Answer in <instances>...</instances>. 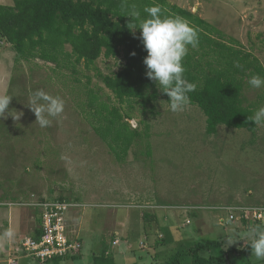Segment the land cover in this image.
<instances>
[{
    "label": "rangeland",
    "instance_id": "374dc122",
    "mask_svg": "<svg viewBox=\"0 0 264 264\" xmlns=\"http://www.w3.org/2000/svg\"><path fill=\"white\" fill-rule=\"evenodd\" d=\"M169 1L207 20L215 38L252 52L264 68V0ZM66 48L72 50L70 44ZM124 64L120 48L116 55L102 54L92 65L82 60L74 70L40 57L22 58L0 36V95L13 96L9 111L24 113L19 121L10 115L0 118L1 212L7 209L5 201L21 205L45 194L81 203L70 210L68 220L75 223L83 254L62 259L66 264H93L94 255L104 254L121 264L119 252L125 264H153L155 255L162 262L185 239L223 243L229 231L221 221L232 207L264 206V125L249 130L220 124L216 133L209 134L206 115L198 105L190 102L184 111L173 113L167 95L156 85L146 89L145 104L139 99L122 101L106 87L103 76L114 75ZM253 75L258 74L245 75L243 103L256 111L264 106V88L250 87ZM39 89L65 101L62 116L48 117L52 123L44 128L35 123L37 118L27 106ZM92 92L100 101L119 107L124 117L129 115L130 126L140 131L126 157L119 147L122 159L110 148L118 143H108L116 131L88 106ZM154 92L157 95L150 98ZM100 133L107 135V141ZM141 194L153 199H137ZM162 205L175 210L168 220L164 209L158 210L159 222L140 214ZM26 207L34 216L33 225H38L39 207ZM1 222L7 225L8 220ZM246 226V235L250 227L264 230V220L248 221ZM33 235L31 229L20 233L19 244ZM115 235L120 237L117 246L112 243ZM159 241L166 242V250ZM26 253L19 249V254ZM230 258L232 264L248 263L246 255ZM32 260L45 263L31 255L19 262Z\"/></svg>",
    "mask_w": 264,
    "mask_h": 264
},
{
    "label": "trees",
    "instance_id": "16d2710c",
    "mask_svg": "<svg viewBox=\"0 0 264 264\" xmlns=\"http://www.w3.org/2000/svg\"><path fill=\"white\" fill-rule=\"evenodd\" d=\"M152 6H158L164 17L184 18L199 34L198 46L189 47L183 65L185 78L196 86L189 93L190 102L205 113L207 132L216 133L220 124L254 130L257 125L248 117L255 111L244 105L243 90L246 74L264 76L262 64L252 52L215 38L214 27L207 20L169 0H14V4L0 3V36L22 58L40 57L58 66H72L74 70L82 60L92 65L102 54L113 56L122 48L124 66L114 75H104L103 82L120 100L139 99L145 104L146 89L156 84L146 76L147 51L140 39L141 30L133 32V20L128 15L135 8L142 19L148 18L144 9ZM66 44L72 46L71 51ZM156 95L154 92L150 98ZM88 106L95 111V117L104 119L116 131L117 136L113 141L108 139V143L116 142L118 146H110L111 150L118 159L123 154L126 157L140 136L139 129L129 124L131 117H124L119 107L100 101L93 92ZM96 127L97 131L101 128L98 124ZM100 134L107 141V135ZM119 147L121 156L117 153ZM143 217L149 222L158 221L157 214L150 212H144ZM249 243L244 249L251 248ZM222 245L220 240L185 239L171 256L158 264H232L231 254L242 250L224 249ZM218 246L219 253L215 252ZM106 256L94 255L95 264H116Z\"/></svg>",
    "mask_w": 264,
    "mask_h": 264
},
{
    "label": "clouds",
    "instance_id": "9594fccd",
    "mask_svg": "<svg viewBox=\"0 0 264 264\" xmlns=\"http://www.w3.org/2000/svg\"><path fill=\"white\" fill-rule=\"evenodd\" d=\"M144 12L148 18H141V13L133 8L129 15L132 17L135 32L141 30L142 40L147 56L144 64L147 67L146 76L154 81L156 87L169 97V108L173 113L184 111L190 104L189 93L196 90V86L185 76L183 61L188 55L189 47L196 48L199 44V34L182 17H164L158 6L146 7ZM135 55V53H132ZM248 84L251 88H264V77L253 75ZM13 99L11 95H0V117L12 116L19 121L23 112L9 111ZM162 102V101H161ZM162 104V103H161ZM27 106L36 116V124L41 128L48 127L52 121L48 117L59 118L65 110V101L60 96H53L42 89L32 93ZM163 106V105H162ZM255 125H264V106L259 107L254 115L248 117ZM6 235L11 236L9 230ZM250 240L252 255L258 260H264V230L259 227H250L247 233ZM240 240L238 234L225 237V249Z\"/></svg>",
    "mask_w": 264,
    "mask_h": 264
},
{
    "label": "crops",
    "instance_id": "0c3cea01",
    "mask_svg": "<svg viewBox=\"0 0 264 264\" xmlns=\"http://www.w3.org/2000/svg\"><path fill=\"white\" fill-rule=\"evenodd\" d=\"M2 3L3 4H14V0L6 1V2H2ZM141 196H142V194H141ZM150 196H151L150 194H147L146 197H144V196L137 197V199H139V200L140 199H142V200L151 199L152 200L153 198L152 197L149 198ZM45 197H48V196L45 194L43 198H45ZM43 198H41V199H43ZM11 202L12 201H10V202L5 201L4 202V205H6V206H4V208L7 207V209L5 208V210H4L5 214L4 213L2 214V212H1L2 207H0V264H9V260L11 258H15L17 261V264H35L33 260H32V262H30V261L29 262L28 261L19 262V260L21 258H25L27 256H30L27 253L24 255L19 254V249L22 248L21 244H19V235H20V233H25L26 231H29L30 229L33 230L35 232V234H38L41 231L40 230L41 220H40V223L38 225H36V226L33 225L34 216L31 213V211H29V209L26 207V206H29V204H25V203H29V202L24 201V203H22L21 205L17 204V202H14L13 204H11ZM76 203L78 204L77 206L71 207L68 210V212L66 214V221H67V225H68V229L70 230V233L73 236L80 238L77 229L74 228V224H75L74 221L68 220V217L71 213L70 210L81 206V203H78V201ZM147 204H151V203H147ZM147 204H145V205H147ZM154 206H156V205H154ZM156 207H158V206H156ZM159 209L168 210L167 213L164 215L166 220L170 219L171 216L173 215V213H175L174 212L175 210H173V206L169 207L168 205L167 206H164V205L159 206V208H157V210L147 209V211H145V212L150 211V213L152 212V214H157L158 222H159L160 221V213L158 211ZM169 210H171V211H169ZM155 211H158V213H155ZM198 211L200 212V209ZM140 214L143 216L144 212L140 213ZM200 215L201 214H199V216ZM229 215H230V213H229ZM2 219L8 220L7 225L1 222ZM188 221L191 222V220H188ZM153 222H155V221H153ZM147 223H149V222H147ZM246 223H248V222L243 221V220L238 219V218L231 220L229 216L227 219L222 217L221 224L228 226L227 230L229 231L228 233L225 234V237H227L228 235H231V234H238V236L240 238V240H238V244L235 243V244L231 245L230 247H234L238 251L242 250L241 253H238L235 251L231 255L234 254V255H236V257L246 255L247 256V262H248L247 264H264V260H258L254 255H252L251 248L244 249V247L250 242V240L247 239V235L245 233H243L245 228L248 227V226H246ZM9 230H11V232H12L11 236L6 235V233ZM160 235L164 236L163 233H161ZM115 239H118V243L113 244V245L117 246L120 244V237L118 235H115L113 241ZM243 239H245L246 242H243L242 241ZM80 241L82 242L81 238H80ZM113 241H112V243H113ZM156 243H158V241H156ZM159 243H161V241H159ZM82 244H83V242H82ZM142 244L146 247L144 242H142ZM160 247L163 248V250H166V249H164L167 247L166 242L165 241L162 242L160 244ZM230 247H228V248H230ZM82 248H83V246H82ZM228 248H226V249H228ZM82 254L83 253H82V249H81L79 254L72 256V257H69V258H78V257H81ZM119 255L123 256V259L121 260L122 261L121 264H125V262L127 260H125L124 255H122L121 252H119ZM62 259H64V258H54V259L46 261L43 264H66L65 262H67V261L62 262L63 261ZM152 262H153V264L160 263L158 260V256L155 255L154 260ZM74 263H75L74 261H71L69 264H74ZM115 263H116V261H115ZM93 264H95L94 256H93ZM116 264H119V263H116ZM134 264H139V263L135 261Z\"/></svg>",
    "mask_w": 264,
    "mask_h": 264
},
{
    "label": "built area",
    "instance_id": "2783aa9c",
    "mask_svg": "<svg viewBox=\"0 0 264 264\" xmlns=\"http://www.w3.org/2000/svg\"><path fill=\"white\" fill-rule=\"evenodd\" d=\"M25 204L38 206L41 218L40 233L20 240L21 247L29 255L46 262L54 258L72 257L80 253L83 244L80 238L70 233L66 221L68 210L77 206L76 202L61 197H45ZM229 217L231 220L238 218L247 222H259L264 220V206L232 207ZM117 243L118 239H115L113 244ZM9 264H17L16 259L11 258Z\"/></svg>",
    "mask_w": 264,
    "mask_h": 264
}]
</instances>
